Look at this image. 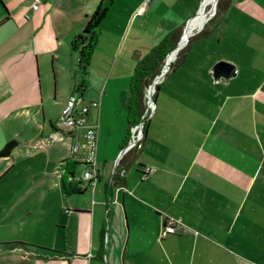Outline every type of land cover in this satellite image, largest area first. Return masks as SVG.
I'll list each match as a JSON object with an SVG mask.
<instances>
[{
    "label": "crops",
    "instance_id": "obj_1",
    "mask_svg": "<svg viewBox=\"0 0 264 264\" xmlns=\"http://www.w3.org/2000/svg\"><path fill=\"white\" fill-rule=\"evenodd\" d=\"M109 1L42 0L34 9V0H0V150L17 142L0 156V196L11 202L14 228L45 246L20 245L22 259L264 264V0H231L218 12L203 49L192 58L186 50L160 83L143 145L120 166L136 63L196 14L193 24L202 0H111L83 70L72 41ZM219 60L237 75L214 82ZM73 92L98 102L86 125L97 129L99 176L81 192H68L62 178L67 161L76 175L87 167L74 139L54 128ZM166 216L189 230L160 236Z\"/></svg>",
    "mask_w": 264,
    "mask_h": 264
},
{
    "label": "trees",
    "instance_id": "obj_2",
    "mask_svg": "<svg viewBox=\"0 0 264 264\" xmlns=\"http://www.w3.org/2000/svg\"><path fill=\"white\" fill-rule=\"evenodd\" d=\"M110 2L111 0L109 1L108 5H105L103 2H101L97 6L95 11L90 15V18L86 23L84 31L76 35L72 41L73 48L76 50H79V62L83 70H86V68L90 64L92 48L94 46V43L99 33V25L109 10ZM230 2L231 0H219L217 4V12H220V10L227 7L230 4ZM183 28H184V24H181L175 27L174 29H172L169 33H167L161 39V41H159L150 50L148 54H146L144 57H142L141 59L137 61L135 69H134V73L130 81L131 94H130L128 105H127L128 119H129L130 126L138 123L142 114L144 113L146 106H147L146 104L147 89L149 88L150 84L153 82L155 77L161 73L168 56L173 52L172 50L175 48V46L177 45L182 35ZM186 44H187V41L184 42L180 50ZM168 53L169 55L167 56ZM184 54L185 52L181 53V56L178 58L174 66L178 65V63L180 62ZM159 86H160V83L158 84L157 89L159 88ZM154 99H156V93L154 95ZM146 126H147V123L145 124V129H146ZM129 133H130V128H129ZM16 144L17 142L15 140L7 143L5 147L0 150V156L10 154L13 147ZM124 160H125L124 157L119 160L118 162L119 166L124 163ZM75 164H76L75 161L66 162L68 172L66 171V173H64L62 181L68 192H81L82 191L81 190L82 185L80 184V182L68 180L67 175L74 174V171L72 170V168L74 167ZM122 179H123L122 175H120V171H118V173L114 175V180L116 182L119 181L120 183L122 182ZM16 243H19L24 246H34L33 244H29L26 242H16Z\"/></svg>",
    "mask_w": 264,
    "mask_h": 264
},
{
    "label": "built area",
    "instance_id": "obj_3",
    "mask_svg": "<svg viewBox=\"0 0 264 264\" xmlns=\"http://www.w3.org/2000/svg\"><path fill=\"white\" fill-rule=\"evenodd\" d=\"M41 1L42 0H34L32 7L37 9ZM144 10L145 7L143 6L140 11L143 12ZM161 72V77H163L165 74L164 70L162 69ZM161 77L157 82L160 81ZM146 98V109L139 122L130 126V133L125 145L120 151L118 162L131 150L140 149L143 145L145 138V124L155 111V104L149 98V88L147 89ZM96 105H98L97 101H91L88 104L82 103L80 95L77 92H73L67 101V104L63 107L59 117L54 122L55 131L59 133L62 138L65 136H71V138L74 139L71 145V150L73 154H75L76 158L82 161L87 167L80 177L76 174H68L67 176L69 181H78L88 185H95L97 182L99 176V171L95 167L97 129L94 126L86 125V118L89 109L91 106ZM156 169L157 168L155 167H145L143 172L149 173L155 171ZM122 170L124 171V169ZM188 230L189 228L184 224L182 217L166 216L163 219L160 236H166L168 234H175L178 232L185 233Z\"/></svg>",
    "mask_w": 264,
    "mask_h": 264
},
{
    "label": "rangeland",
    "instance_id": "obj_4",
    "mask_svg": "<svg viewBox=\"0 0 264 264\" xmlns=\"http://www.w3.org/2000/svg\"><path fill=\"white\" fill-rule=\"evenodd\" d=\"M17 1H20V0H17ZM217 1H219V0H214L215 3L214 2L213 3H205L204 7L202 6V10L200 12V17H201L202 22H203L202 26L195 27L194 22H193L194 23L193 26H192V24L188 26V28L190 26H192L191 28H193L190 31V35H189V36H191V35L192 36L190 37L188 43L180 50V48L182 47V45L184 44L185 41L181 44V47L178 49V51L180 50L179 53L177 52L174 56L170 57V59H169L170 64L167 67L166 73L164 74L163 77H161L160 81L155 84V89L153 91V97L156 93L158 84L161 83V81L165 80L166 76L170 73L174 64L177 62L178 58L181 56V53L185 52L186 50L187 51L189 50L188 51V53H190L189 57L192 58L195 56V54H197V52H199L201 49H203V46L205 43L204 40L206 39V36H205V34H203V32H205L208 29L209 25L212 23V21L218 15L217 7L215 10V4L216 3L218 4ZM202 2H203V0L198 4V6H199L198 10L195 9L192 12L193 14L196 13L197 11L199 12V9L201 7ZM197 16H198V13H197ZM197 16H196V19H197ZM184 27H185V25H184ZM188 28L185 29V31H184L185 33H187ZM198 29H200V30H198ZM189 44H190V46H189ZM164 68H165V65L163 66V69ZM149 91H150V88H149ZM82 173H83V170H81V168L79 167L78 172H77V176L80 177L82 175ZM10 204H11V202H9V201L7 202L6 200H4L0 196V264H28V262H26L25 260L22 259V252L20 250H18V248L21 244L16 243V242H26V243L35 244L34 242H31V240H29V239H31L32 232L29 231L26 227L24 228L23 226L20 228H16V229L14 228L17 221L13 220L14 216H15L13 209H10V212L8 210L10 207ZM8 215H10V216L8 217ZM36 235L40 236V237L42 236L40 238L41 240L45 239V236H46V235L41 234L39 232ZM35 245L45 247V246L40 245V244H35Z\"/></svg>",
    "mask_w": 264,
    "mask_h": 264
},
{
    "label": "water",
    "instance_id": "obj_5",
    "mask_svg": "<svg viewBox=\"0 0 264 264\" xmlns=\"http://www.w3.org/2000/svg\"><path fill=\"white\" fill-rule=\"evenodd\" d=\"M216 7H217V3L215 4V10H216ZM195 15L192 16L191 18H189L187 20V22L185 24V27L188 24V22L193 17H195ZM185 27L183 28L182 35H183L184 31H185ZM198 30H200V29H198ZM182 35H181V37H180L177 45L175 46V48L172 51H174L175 49H177L179 47V44H180V40L182 38ZM168 55H169V53L167 54V56ZM167 56H166V58H167ZM210 72L212 73V77L214 79V82L217 83V82H222V81H228V80H230L231 78H233V77H235L237 75V66L234 63L230 62V61H227V60H219L218 62H216L212 66V68L210 69ZM161 75H162V73L160 75H158L157 77H155V79L153 80V82L150 84V87L152 85H155L156 81H158V79L161 77ZM149 98L153 101L154 104L156 103V101H155V99L153 97V93L150 94V91H149Z\"/></svg>",
    "mask_w": 264,
    "mask_h": 264
},
{
    "label": "bare ground",
    "instance_id": "obj_6",
    "mask_svg": "<svg viewBox=\"0 0 264 264\" xmlns=\"http://www.w3.org/2000/svg\"><path fill=\"white\" fill-rule=\"evenodd\" d=\"M214 2V0H205V2L203 3V7H204V4L205 3H213ZM216 2V1H215ZM214 2V3H215ZM201 10H202V7L199 9V12H198V16H197V19H195V27H197V26H202L203 25V22H202V19H201V17H200V12H201ZM193 23V24H194ZM193 24H192V26H193ZM192 26H190L189 28H188V26H186V28H188V31H187V33H183V35H182V38H181V40H180V44H179V47L175 50V51H173L169 56H168V58H167V60H166V63H165V68L163 69L164 70V73H166V71H167V67H168V65L170 64L169 63V59H170V57L171 56H174L177 52H178V49L181 47V44L184 42V40L186 39V37L188 36V35H190V31L193 29V28H191ZM185 28V29H186ZM159 80V79H158ZM156 83H157V81H156ZM155 83V84H156ZM154 89H155V85H152L151 87H150V94L151 93H153V91H154Z\"/></svg>",
    "mask_w": 264,
    "mask_h": 264
}]
</instances>
